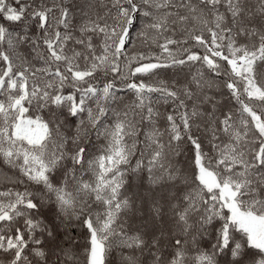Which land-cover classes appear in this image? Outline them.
Wrapping results in <instances>:
<instances>
[{
	"label": "snow or ice",
	"instance_id": "obj_1",
	"mask_svg": "<svg viewBox=\"0 0 264 264\" xmlns=\"http://www.w3.org/2000/svg\"><path fill=\"white\" fill-rule=\"evenodd\" d=\"M0 264H264V0H0Z\"/></svg>",
	"mask_w": 264,
	"mask_h": 264
},
{
	"label": "trees",
	"instance_id": "obj_2",
	"mask_svg": "<svg viewBox=\"0 0 264 264\" xmlns=\"http://www.w3.org/2000/svg\"><path fill=\"white\" fill-rule=\"evenodd\" d=\"M137 46H138V47L140 46V45H139V43H138V45H137Z\"/></svg>",
	"mask_w": 264,
	"mask_h": 264
}]
</instances>
